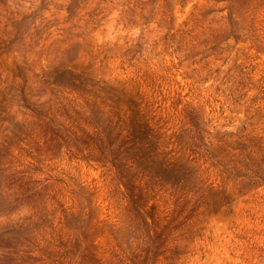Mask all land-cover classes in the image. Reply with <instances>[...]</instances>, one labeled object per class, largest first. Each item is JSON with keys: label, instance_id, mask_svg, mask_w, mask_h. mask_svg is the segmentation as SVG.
<instances>
[{"label": "rangeland", "instance_id": "1", "mask_svg": "<svg viewBox=\"0 0 264 264\" xmlns=\"http://www.w3.org/2000/svg\"><path fill=\"white\" fill-rule=\"evenodd\" d=\"M0 264H264V0H0Z\"/></svg>", "mask_w": 264, "mask_h": 264}]
</instances>
